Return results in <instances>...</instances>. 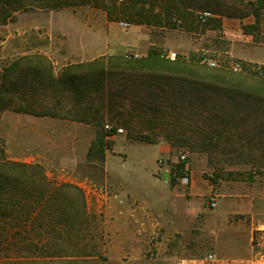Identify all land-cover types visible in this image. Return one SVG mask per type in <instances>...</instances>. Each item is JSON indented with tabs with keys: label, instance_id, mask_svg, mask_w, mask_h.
<instances>
[{
	"label": "rangeland",
	"instance_id": "obj_1",
	"mask_svg": "<svg viewBox=\"0 0 264 264\" xmlns=\"http://www.w3.org/2000/svg\"><path fill=\"white\" fill-rule=\"evenodd\" d=\"M143 1L148 2L147 5L154 3ZM157 1L155 5L160 7L163 3L161 7L167 9L171 0ZM190 1L203 6L200 11H194L195 14L213 12L214 18L222 21L221 28L212 30L198 24L194 18L182 20L181 25L173 28L155 22L149 27L115 18L109 21L107 8L115 0H19L26 7L13 19L0 20V160L41 166L52 188L65 183L79 187L85 196L90 220L87 240L90 255L76 259L69 252V257L64 258L41 257L34 255L31 247V251H24L20 256L11 251L1 252L0 264H117V259L136 264H189L207 253L215 254L218 246L232 254L242 253L247 239L246 235L245 242L236 237L237 232L245 234L246 226L253 224L264 227L262 104L255 103L249 108L250 119L238 112L232 125V139H225L226 135L221 139L215 138L213 132L229 126L221 127L220 122H216L212 127L213 121H208L209 113L198 104L196 94L188 95L183 92L186 88L176 87L179 92L169 96L168 89L164 88L171 85H162L163 89L159 90L153 88V92L161 95V101L155 103L152 110L163 115L164 120L148 124L144 132H148L155 144L131 141L127 131L119 127L122 131L109 139L111 150L106 152L103 162L88 157L92 145L89 141L92 136L96 140L94 127L61 118L33 125L29 121L33 115L16 110L27 107L60 112L64 105L59 104L55 93L49 89L51 78L57 80L70 64L100 58L96 52L106 50L110 35L112 44L116 34L124 36L118 37L116 46L109 50L118 54L125 53L139 40L141 46L128 51V54L139 55L137 58L148 54L155 46L171 60L177 57L202 59L203 64L207 63L206 59L215 60L218 64L215 68L230 69L240 64L226 53L230 41L224 23L233 27L231 16L251 13L252 8L246 4L257 0L243 3L240 0H185ZM55 3H60L58 11L46 5ZM123 22L130 26L122 27ZM139 27L150 35V42L133 34ZM251 57L264 60V53L256 51ZM261 67L258 65L257 70ZM261 72L264 74V70ZM136 97L143 102L139 92ZM132 107L127 101L126 109ZM259 118L261 125L256 122ZM106 124L117 125L113 121ZM105 130L110 129L105 126ZM75 135L80 142L72 141ZM162 143L171 147L169 153L156 149L155 146ZM207 145L219 148L232 145V149L229 153L227 150L212 152L206 150ZM183 153L189 155L191 182L187 186L177 180L178 170L186 167L180 158ZM107 157L112 161L109 166ZM166 165L171 171L170 182L164 181L160 169ZM41 179L36 174L27 175L23 184L26 190L23 205L18 185L9 186L10 215L7 221L0 220V226L6 223L12 229L10 246L13 249L12 244L21 240L24 246H30L32 241L34 245L40 243L33 231L40 223L49 230L40 246L51 247L50 252L60 246L56 239L60 198L57 193L52 195L51 187L44 186ZM42 186L48 188L44 195L38 191ZM118 193L128 194L127 202L143 210L151 220L148 230L138 229L131 235L125 224L118 222L115 226L111 224L114 229L110 231L106 206L108 199ZM213 198L217 201L215 208L211 205ZM21 206L24 212L33 211L40 216L37 222L31 220L27 224L30 230L22 236L16 232ZM232 226L238 229L232 230Z\"/></svg>",
	"mask_w": 264,
	"mask_h": 264
},
{
	"label": "trees",
	"instance_id": "obj_2",
	"mask_svg": "<svg viewBox=\"0 0 264 264\" xmlns=\"http://www.w3.org/2000/svg\"><path fill=\"white\" fill-rule=\"evenodd\" d=\"M151 1L154 3L147 5L148 2L143 0H115V3L107 8L111 17L109 21H114L115 18L128 23L131 21L136 26L149 27L152 26V22H155L158 25L173 28L177 24L181 25L182 20L194 18L198 24L210 27L212 30L220 29L222 26V21L215 19L211 11H205L211 13L212 17L202 22L200 14H195L203 7L198 6L200 2L171 0L165 9L161 7L163 3L159 7L155 5L158 3L157 0ZM240 1L243 3L245 0ZM46 5H50L55 11L61 8L60 3ZM246 6L252 8L251 13L238 14L231 18H244L250 15L255 17L256 23L244 26V32L258 39L264 25L262 18L264 0H257L254 4L247 3ZM25 7L26 5L20 3L19 0H0V20L6 22L13 19V16ZM157 9L159 10L156 11ZM201 60L196 61L185 57L171 60L155 46L145 57L141 58L102 56L93 61L70 65L64 69L57 80L51 78L52 86L49 89L55 93L54 98L58 99L59 104L64 105L60 112L35 111L27 107L16 110L19 113L37 117L68 119L94 127L96 140L89 149L88 157L103 162L106 159V152L111 150L109 139L118 134L119 127L127 131L128 139L131 141L155 144L154 139L148 132H144V129L148 124L162 122L164 117L152 110L155 103L161 101L159 99L161 95L153 92L152 89L159 90L162 85H171V87L164 88L168 89L166 94L169 96L179 92L176 87L186 88L183 92L188 95L196 94L198 104L209 113L208 121H213L212 127L216 126V122H220L221 127L229 126L226 130L216 128L213 132L214 137L222 139V136L226 135L225 139L231 140L232 125L237 119L238 112H242L244 117L250 119L252 111L249 108H252L255 103L264 105V74L261 72L264 66L257 70L258 65L256 64L238 61L237 63L242 64V71L235 72L233 68L210 67L207 63H201ZM138 92L144 99L142 103L136 100ZM36 97L39 98L38 92H36ZM127 101L133 106L131 109H126ZM109 121L117 125L112 127L106 124ZM256 122L261 125V118L256 119ZM105 126L111 129L105 130ZM231 149L232 145L222 148L215 145L206 147V150L212 152L227 150L229 153ZM181 172L182 170H178L177 176L181 175ZM29 173L41 176L42 184L51 187L41 166L16 163L6 159L0 160V220L7 221L10 215L8 195L11 183L18 185L19 197L23 200L22 205L24 204L26 190L23 184ZM47 182L49 185L46 184ZM42 187L38 189L40 195H44L48 190ZM50 191L52 195L57 193L61 202L56 233L60 246L55 247L51 252V247L40 246L45 238V232L47 235L49 231L45 230L44 225L40 223L38 227L33 228L34 238L40 243L34 245L32 241L30 246H24L21 240L17 244H12L13 249L10 246L12 229L5 223L0 226V253L11 251L20 256L24 251H31V247L34 255L41 257L64 258L69 257V252H71V257L77 259L90 253L87 241L90 220L82 190L73 184L65 183L51 187ZM39 218V214L33 211L24 212V206H21L16 230L18 235H24L27 230H30L27 224L31 220L35 223Z\"/></svg>",
	"mask_w": 264,
	"mask_h": 264
},
{
	"label": "crops",
	"instance_id": "obj_3",
	"mask_svg": "<svg viewBox=\"0 0 264 264\" xmlns=\"http://www.w3.org/2000/svg\"><path fill=\"white\" fill-rule=\"evenodd\" d=\"M230 20L232 21L231 23H233L232 24L233 27H227L226 23H224V29L230 41L229 49H228L229 51H226L227 55L229 54L232 59H236L237 61L264 66V60H256L251 57L253 52H256V51H261L264 53V25H263V30L261 31V33L259 34V38L257 39L253 35L246 34L244 32V26L253 25L256 23L255 17H253L252 15L244 17V18L233 17ZM133 34H135L136 36L138 35V38L140 39H141V36H143L146 38L147 40L146 42H150V35L144 32L143 28L139 27L135 29ZM116 35L117 36H115L114 44H112L113 42L111 40V35L109 36V38H107L106 43L108 45H107V48L105 47L106 50L101 51V52H96L97 56L102 57L106 55H111V56L125 57L128 54V51L130 49L139 48L141 46L139 43L140 41L138 40L136 42H133V44H131V46L128 47L125 53L118 54L116 53V51L110 52L109 50L111 49V46H116V42L119 41L118 37L119 38L124 37L118 34ZM146 54L147 53H143V56H140V57H145ZM74 64H77V63H74ZM70 65H73V64H70ZM50 118L51 117H39L38 118V117L31 116L29 121L33 125L34 124L39 125L40 121L47 120ZM51 119H52L51 121H54V118H51ZM47 123H52V122H47ZM72 123H75V122H72ZM71 139L74 143H78L81 141V139L77 135H75ZM93 139L94 137L92 136L89 141L90 145L93 143L94 141ZM155 147L156 149L159 150V152L164 151V153L165 152L169 153L170 148H171L169 145L164 144V143L156 145ZM109 159L110 158L107 157V162H106L107 166H109V162H112ZM160 169L163 171L162 175H163L164 181L170 182L171 171L169 169V166L166 165L165 167L160 168ZM128 198H129V195L126 193H118L116 195L111 196L108 199V202H107L108 204L106 206L105 214L108 219L107 222L110 225V228H109L110 231L114 229L113 227L111 228V224L112 226H115L118 222H123L127 229L126 231L130 232L131 235H133V233L135 235L138 229H141L142 231H146L147 226L150 225L151 223V220L145 216V213L143 212V210H141L140 207L130 205L127 202ZM234 229H238V226H232V230ZM261 229H264V227H261L257 224H253L252 226H246L245 234L241 232H237L238 235L236 237H240V239L245 242L244 236L246 235V239H247L246 246L243 248L242 253L232 254L230 253V251H227V252L223 251L220 248V246H218L216 248V253H215L217 260L211 264H264V257L259 256L252 249L253 234L255 231H258ZM111 233L112 235L114 234L113 232ZM234 233L235 232L232 231V235H235ZM234 239L233 241H235ZM115 261L117 262V264H136L134 262L132 263L128 261L123 262L121 259H117ZM189 264H194V263L190 262Z\"/></svg>",
	"mask_w": 264,
	"mask_h": 264
},
{
	"label": "built area",
	"instance_id": "obj_4",
	"mask_svg": "<svg viewBox=\"0 0 264 264\" xmlns=\"http://www.w3.org/2000/svg\"><path fill=\"white\" fill-rule=\"evenodd\" d=\"M212 14L208 13V12H204V13H200V18L202 20V22H205L207 18H211ZM122 27L128 28L130 25L128 23H121ZM129 56H134L135 58L138 57L137 54H127L126 57L128 58ZM205 62H207V64L210 67H218V64L215 60H208L206 59ZM233 70L235 72H239L241 71V65L240 64H236L233 67ZM106 129H111L109 126H106ZM122 130H119V132H121ZM188 153H183L180 158L182 160V162L186 165L185 168L182 169L181 175H179V177H177V180H179L181 182V184L183 185H189V183L191 182V178L189 176V168H188ZM212 207L215 208L217 206V201L215 198L212 199ZM253 246L256 248V253L261 256L264 257V229L258 230L255 234V236L253 237ZM217 260L216 255L214 253H207L206 255H204L200 260L196 261L194 264H211L213 262H215Z\"/></svg>",
	"mask_w": 264,
	"mask_h": 264
}]
</instances>
